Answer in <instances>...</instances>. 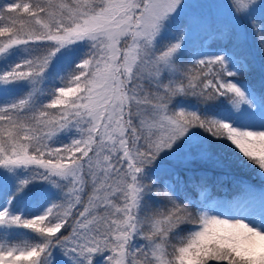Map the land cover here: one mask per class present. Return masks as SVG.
Instances as JSON below:
<instances>
[{"label":"snow or ice","instance_id":"1","mask_svg":"<svg viewBox=\"0 0 264 264\" xmlns=\"http://www.w3.org/2000/svg\"><path fill=\"white\" fill-rule=\"evenodd\" d=\"M206 4L0 0V264H264V0Z\"/></svg>","mask_w":264,"mask_h":264},{"label":"rangeland","instance_id":"2","mask_svg":"<svg viewBox=\"0 0 264 264\" xmlns=\"http://www.w3.org/2000/svg\"><path fill=\"white\" fill-rule=\"evenodd\" d=\"M192 5L193 6L188 10L190 12V14H201V13L206 14L209 10L207 7V4H206V0H192ZM204 38H205V33L203 32V30L199 26H193L191 34H190V41L192 43V46L193 47L198 46L199 43L201 42V40H203ZM209 43H211V41H209ZM249 75L250 74H247V73L243 74L240 77V79L241 80H247ZM225 103H226V101H225ZM209 193H210V191H209ZM210 195H211V193H210ZM250 195L253 197L251 202L254 204V206L257 208V210H259V195L260 194L258 192H252ZM211 197L214 200H230L226 196L213 197L211 195ZM192 198L193 199H199V191L198 190L192 191ZM97 262H98V264H100L99 257L97 258Z\"/></svg>","mask_w":264,"mask_h":264},{"label":"trees","instance_id":"3","mask_svg":"<svg viewBox=\"0 0 264 264\" xmlns=\"http://www.w3.org/2000/svg\"><path fill=\"white\" fill-rule=\"evenodd\" d=\"M181 175L183 176V178L185 180L188 179V176H187V174L185 172H181ZM213 175L215 176L216 174L214 173ZM243 176L244 177H250L249 173H244ZM208 184L212 185L213 187H217L218 186V184L214 180H210ZM228 186L230 187L231 191H235V188H234V186L232 185L231 182L228 183ZM215 191H219V190H215Z\"/></svg>","mask_w":264,"mask_h":264}]
</instances>
